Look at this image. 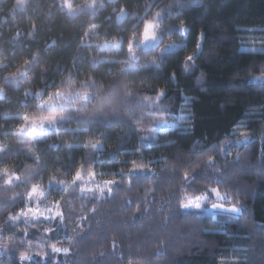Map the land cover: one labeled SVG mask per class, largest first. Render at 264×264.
<instances>
[{
  "label": "trees",
  "instance_id": "trees-1",
  "mask_svg": "<svg viewBox=\"0 0 264 264\" xmlns=\"http://www.w3.org/2000/svg\"><path fill=\"white\" fill-rule=\"evenodd\" d=\"M101 2H105L106 7L93 19L83 14L70 18L58 7H52L54 0H32L27 14L17 13L13 17L5 10L12 7L14 0H0V19L6 20L0 23V62L22 66L26 60L39 54L40 64L48 66L46 78L38 76L35 82L24 84L19 92H8L11 104L0 100V146L15 148L17 144V137L5 138L3 135L19 128L21 121L11 117L34 112V107L19 106L24 100L23 92L42 88L46 80L59 84L67 76L64 69L71 68L74 56L87 58L82 67L87 72L91 71L88 62L94 58L123 61L100 65L99 71L93 73L97 83H103L105 89L121 68L128 67L124 62V50L101 52L95 47L112 43L114 38L130 35L133 31L136 21L127 20L117 25L112 16L113 8L125 5L130 12L142 16L148 4L153 5L152 15L171 6L172 16L170 19L166 17L167 24L161 27L167 30L183 24L188 29V34L176 32L163 41L182 45V50H170L163 59L160 53L149 52L146 55L143 65L155 61L159 68H149L126 77L132 88L139 92L138 100L155 98L159 90L166 93L156 105L161 111L154 113L152 120H138L141 109L136 104L126 105L116 112L98 114V123L93 124L86 135L49 134L37 144V148L45 149L40 165L45 186L53 176L70 182L72 177L66 174L65 169L73 165L78 167L88 158L97 161L92 166L98 173L95 183L106 179L120 180L121 170L127 173L131 167V164L125 167L126 161L136 160L147 168L135 175L131 190L125 181L107 198L83 199L78 191L73 192L70 188L63 191L57 187L47 200L49 204L60 201L65 205L66 217L70 208L67 228L44 233V228L56 227L55 222L47 221L38 227L27 228L28 238L33 241L27 250L33 260L25 264H264V82L252 79L262 74L264 53L242 49L247 39L244 34L251 31L259 34L254 39L260 41L252 45L264 47V39H261L264 37V0H154V3L153 0H119L110 6L106 0ZM110 16L111 24L107 22ZM32 20L40 29L35 39L28 40L25 36L15 44L10 43L16 30L25 33L30 30ZM90 24L101 27L96 35L84 41L92 44L93 48L81 50L83 33ZM105 31H110V35L105 37ZM53 40L57 45L46 48L45 45ZM198 42L201 44L199 52L196 48ZM194 53L198 58L186 72L184 57ZM143 65L137 68H143ZM110 67L113 75H105ZM173 74L175 79H172ZM32 75H37L35 66L30 73ZM49 91L54 92L55 89ZM94 108L95 104L89 106L88 113H92ZM128 108L132 109L133 115L128 114ZM4 114L10 118L5 119ZM241 121L246 123L238 130L245 131L251 141L242 145L230 143L239 138L231 133ZM153 126L155 131L149 133L148 129ZM65 127L83 128L88 125L72 123ZM89 141L101 145L102 149L92 152L79 148L71 154L63 147L60 150L49 149L52 144H84ZM213 145H222L225 151L222 154L207 152L206 149ZM207 155H214L217 167L224 169L219 176L221 192L238 194L235 199L243 205L239 214L201 215L179 208L180 199L194 198L202 195L206 188L217 186L204 182L216 175L215 169L206 170L203 164L195 167ZM226 161L230 166L225 167ZM7 166L18 169L22 177L37 167L26 154L11 156ZM186 168L192 169L190 176H196L191 185L182 182ZM100 173L115 175L101 176ZM88 179L85 170L86 184ZM26 187L30 184L0 187V228H8L3 243L9 249L0 251V264H21L19 253L27 248L20 244L26 226L20 222L19 228L13 230L7 225L8 216L25 207L23 198L17 196L13 200V197L24 193ZM181 188L185 191L181 192ZM149 190L154 191L148 200L154 198V202L145 203L138 211L136 204ZM174 194L175 198L169 199ZM128 200L133 201L132 206H128ZM93 206L96 208L94 215L89 211ZM144 208L149 210L145 212ZM81 214H86L88 219L77 227ZM41 235L50 236L52 242L60 241L56 246L68 248L69 253H53L47 240L37 243ZM14 236L15 241L11 239ZM113 241L118 245L115 251L112 249Z\"/></svg>",
  "mask_w": 264,
  "mask_h": 264
},
{
  "label": "snow or ice",
  "instance_id": "snow-or-ice-1",
  "mask_svg": "<svg viewBox=\"0 0 264 264\" xmlns=\"http://www.w3.org/2000/svg\"><path fill=\"white\" fill-rule=\"evenodd\" d=\"M107 5H112L114 3H119V0H106ZM154 3V0H153ZM32 5V0H14L11 8L6 9L8 15L15 17L17 13L27 14V9ZM152 4H148L145 9L144 15L140 16L134 12H130L128 7L121 5L118 8L112 9V16L115 17V23L117 25L125 23L127 20H135L136 24L132 26L133 31L130 35H121L118 39L114 38L112 43H105L104 45H95V47L103 52L108 51H123L124 46L126 45V52L128 60L132 62L126 68H121L119 70L118 76L115 80L109 84L108 88L105 89L103 83H97L96 79L93 76V73L99 71L100 65H114L123 63V61L116 60H101V59H92L88 62V66L91 69L90 72L83 71V63L87 61L86 57H81L79 55L73 57V64L71 68H65L64 72H67V76L62 79L59 84L54 80L45 82L44 86L38 90L36 89H27L23 92L24 100L19 104L21 108H33V113H24L23 115H18L16 117H11L21 121L19 128L14 132H5L3 135L5 138L9 136L17 137V144L15 148L9 145L0 146V187L12 188L27 186L30 184V187H26L24 193L17 194L13 197V200L19 196L25 200V207L21 208L15 215H9L7 225L13 230L19 228L20 222H22L26 227L24 230V236L20 238V244L26 245L27 248L24 251L19 253V261L21 264L25 262H30L33 260V257L29 254L28 250L31 248L33 241L28 238L27 228L29 227H38L39 224L44 221L55 222L56 227L44 228V233H55L57 231H62L67 228L66 220L71 216L70 208L67 209L68 217H66L65 205H62L60 201H56L55 204L51 207L45 208L41 211L40 205L47 199V197L57 190V187L61 188L63 191H67L69 188L80 194V198L97 200L99 198H107L112 196L114 189H118L121 184L125 181L127 182L128 190H131L132 181L135 175L139 172H144L147 168L142 162L137 163L136 160L126 161L125 167L128 164H131V167L128 168L127 173L121 170V179H106L103 180L102 185H95L94 179L98 175L93 170V165L97 161L93 158H88L84 163H81L78 167L73 165L72 167L66 168L65 172L67 175H70L71 181L66 182L63 179L57 180L54 176L49 178L47 186L43 184L41 179V172L43 169L40 167L42 164L41 157L45 151L44 148H37V144L42 143V138L49 134L61 136L63 134H70L72 136H80L88 134L89 128L98 123L97 115L102 114L108 111L116 112L121 108H124L126 105L136 104L141 109V115L138 117V120L149 119L152 120L154 113H159L161 109L157 108L163 96L166 93L163 90H159L155 96L152 97H142L137 99L139 92L134 90L131 86V83L126 79L129 74L138 73L142 70L149 68H159V64H156L153 61L151 64L143 65V68L133 67V64H139L140 60L144 55H147L149 52H155L156 49L163 43L165 38H169L171 35H174L176 32L183 34H188V29L183 25L175 26L174 28H162L161 25L167 24L166 17L168 19L172 16V7L170 6L167 9L156 12L152 15ZM52 7H58L62 13L70 18H76L80 15H89L95 19L97 13L105 9V2L101 0H84L82 4H76L75 0H54ZM112 16L107 20L109 24L112 23ZM151 16V18H148ZM31 19V18H30ZM6 20L0 19V23H5ZM142 27V31L141 29ZM101 26L98 24H90L88 29L84 31L83 37L80 44V49H90L93 48V45L90 43H85L84 41L96 35L97 30ZM40 31L35 20L31 21L30 30L26 33L22 30H16L15 34L11 37L10 43H17L21 40L22 37L27 36L28 40H34L38 32ZM127 32V29H125ZM110 35V31H105L104 36L107 37ZM97 38H99L97 36ZM203 34L200 36L202 40ZM264 39V37H261ZM57 45V41L53 40L50 44H46V48H53ZM182 45L172 44L168 45L165 48L161 49L160 56L163 59L165 54L170 50H182ZM197 52L201 48V44L198 42L196 44ZM251 53L262 52L264 53V47L256 48L252 47L248 49ZM137 53H140L139 55ZM15 55V53H12ZM198 58L197 54H189L184 57V70L187 72L195 63V60ZM80 61L81 63H76ZM35 66L37 75L30 76V73L33 72V67ZM15 68V71L11 69ZM262 74L258 77H252L253 80L264 82V68L261 69ZM48 75V66H42L40 64V56L36 54L32 56L29 60H26L22 66L18 64H12L5 62H0V100H5L7 103L11 104L12 100L8 99V92L10 90L19 92L21 87L26 83H33L39 77L46 78ZM63 75V73H61ZM105 75H113L111 67L105 73ZM84 78L81 79L80 77ZM172 79H175V74H173ZM264 86V85H262ZM50 89H55L54 92H50ZM47 97V99H45ZM39 101V103H35ZM95 104L94 111L88 113L89 106ZM144 109H147L145 112ZM66 113V114H61ZM128 114L133 115L131 108H128ZM5 119L10 117L7 114H4ZM166 123V120L164 121ZM87 124L88 127L83 128H68L65 127L68 124ZM246 122L241 121L239 125L233 127L231 135H236L239 138L235 141H230L236 145H242L250 143L251 137L245 131H239V127L244 125ZM63 130V132L61 131ZM144 129H138V131H143ZM149 133L155 131V127L148 129ZM141 139H148V137H141ZM61 147L67 149L71 154L73 150L83 148L92 152H99L102 149L101 145L97 143H92L91 141L84 144H72L64 143L61 144H52L49 146V149L60 150ZM200 151H205L201 149ZM209 153L222 154L225 150L222 145H213L210 148L206 149ZM264 151V149H262ZM26 154L29 159H32L36 164V169L31 170L28 174L23 177L18 174V169L15 167H8V161L11 156ZM70 158H72L70 156ZM179 159V158H175ZM240 157H237V162ZM203 164L206 170L215 169L216 175L210 179L206 178V184L215 183L216 187H208L205 189L204 193L194 198H189L187 201L185 199H180L179 208L181 210H186L189 208H195L196 210H201L204 206H210L213 210H220L228 214H239L242 211L243 205L239 200L235 199L237 193H232L231 195L228 192H221L219 185L222 181L219 179L220 174L224 171L223 168L217 167L216 158L214 155H207L205 159L199 160L196 163L195 167H200ZM230 165L225 162V167ZM87 170L88 183L94 184L93 187H88L84 181V172ZM150 170V169H149ZM191 168H186L183 171L182 182L184 185H191L195 181V174H189ZM74 172V174H73ZM99 175H115L113 174H104L100 173ZM36 181V182H33ZM47 187V191H45ZM145 193V196L141 198L140 202L136 204V208L139 211L145 203L154 202L148 200V196L151 193ZM181 192L185 191L184 188L180 189ZM91 194V195H89ZM175 198V194L169 199ZM213 200L215 202H213ZM128 206H132L133 201L128 200L126 202ZM82 205V211H83ZM149 209L144 208V211L147 212ZM93 215L96 212L95 206L89 210ZM42 218V219H41ZM88 219L86 214H81L78 217L79 223L77 227H81L83 222ZM8 228H0V251H8V247L4 245L3 240L5 238L4 234ZM13 241L16 240V237L11 238ZM42 240H47L51 246L53 253H63L67 255L69 253L68 248L57 247L56 244L60 241L52 242L50 236L41 235L37 238V243ZM43 245L41 244V247ZM15 247V245H14ZM118 247L115 241L112 242V249ZM39 254V253H38ZM104 255V253H100ZM67 264V262H65Z\"/></svg>",
  "mask_w": 264,
  "mask_h": 264
},
{
  "label": "rangeland",
  "instance_id": "rangeland-1",
  "mask_svg": "<svg viewBox=\"0 0 264 264\" xmlns=\"http://www.w3.org/2000/svg\"><path fill=\"white\" fill-rule=\"evenodd\" d=\"M81 2H82V0H81V1L78 0L76 4H81ZM141 31H142V29H141ZM244 35L247 37V39L244 40V44H243V46H242V49H243V50H248V49H250V48H252V47H256V48L259 49V47H257V46H253V45H252L253 43L260 42L259 40L254 39V38L258 37L259 34H257L255 31H251V32L246 33V34H244ZM168 45H172V44H170V43H165V42L162 43V44H160V46L156 49V51H155V52H152L151 54L160 53L161 49L165 48V47L168 46ZM177 45H179V44H177ZM125 48H126V45L124 46V53H125L124 62L129 66V64H132V62L128 60L127 52H126V49H125ZM173 50H174V49H173ZM137 54L139 55L140 53H137ZM146 59H147V57H146V55H144V56L142 57V59L140 60L139 64H133V67H137L138 65H143V64H145V63H146ZM102 183H103V180H102V181H98V182H96V183L94 182L95 185H102ZM94 184L89 185V184L87 183L88 187H93ZM189 198H190V197H185V201H187V199H189ZM55 202H56V201H52V202L49 204V203H48V200L46 199V200L40 205L41 211H43V210H44L45 208H47V207H51V206H53V205L55 204ZM213 202H215V201L213 200ZM183 211H194V212H197V213H199V214H201V215H215V214H218V213H224V212H222V211H220V210H213V209H211L210 206H204L201 210H196L195 208H189V209H186V210H183ZM224 214H228V213H224ZM230 215H237V214H230ZM47 222H50V221H47Z\"/></svg>",
  "mask_w": 264,
  "mask_h": 264
}]
</instances>
